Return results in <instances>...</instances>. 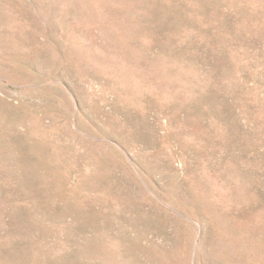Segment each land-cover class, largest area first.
I'll list each match as a JSON object with an SVG mask.
<instances>
[{
    "label": "rangeland",
    "instance_id": "rangeland-1",
    "mask_svg": "<svg viewBox=\"0 0 264 264\" xmlns=\"http://www.w3.org/2000/svg\"><path fill=\"white\" fill-rule=\"evenodd\" d=\"M0 264H264V0H0Z\"/></svg>",
    "mask_w": 264,
    "mask_h": 264
}]
</instances>
